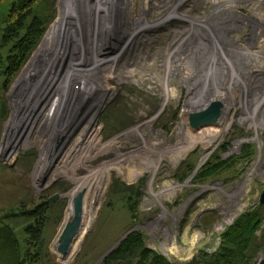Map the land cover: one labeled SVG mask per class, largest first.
<instances>
[{"label":"rangeland","instance_id":"obj_1","mask_svg":"<svg viewBox=\"0 0 264 264\" xmlns=\"http://www.w3.org/2000/svg\"><path fill=\"white\" fill-rule=\"evenodd\" d=\"M11 1L2 0L0 19ZM95 3H34L47 28L8 87L0 83V217L21 235L25 219L12 214L55 203L44 232L48 255L38 264H101L132 228L171 263L214 252L223 230L260 204L264 191V106L261 114L253 111L255 102L264 105V0H121L102 23L92 24ZM76 4L88 7L82 27L63 32ZM55 20V48L48 49L44 38ZM220 53L227 61L249 56L245 67L257 74L251 82L239 78L227 102L217 99L226 103L219 124L193 130L188 109L201 103ZM49 60L46 75L39 74ZM82 70L80 80L73 78ZM45 82L48 92L28 102L29 88ZM71 87L78 96L71 92L65 101ZM54 141L64 145L62 155L39 174ZM219 160L226 163L218 172L196 178L202 166ZM103 172L92 198L89 186ZM74 187L75 196L84 190L82 228L63 256L57 238L73 214L68 193ZM257 235H264V221ZM263 257L264 248L254 264Z\"/></svg>","mask_w":264,"mask_h":264},{"label":"trees","instance_id":"obj_2","mask_svg":"<svg viewBox=\"0 0 264 264\" xmlns=\"http://www.w3.org/2000/svg\"><path fill=\"white\" fill-rule=\"evenodd\" d=\"M37 1L12 0L7 14L0 19V83L5 89L38 45L47 28V18L35 13L34 3ZM1 3L2 0L0 5ZM57 34L58 26L55 20L45 35V48H55ZM51 61H47L40 68L39 74L46 75V68ZM96 69L99 68H94L89 75L90 78H94ZM46 86L47 82L41 84V87L34 88L33 91V88H29L27 94L32 96L28 102L46 94L48 92ZM14 124L17 127V120H13L11 130ZM11 130L7 136L8 139ZM224 163L226 161L219 160L205 164L196 174V178L203 180L214 175ZM105 172L93 178L89 186L91 188V185H94L92 198L98 197L103 180L102 175ZM75 192L74 187L68 193L71 200L70 213L73 211L72 200ZM54 205L55 203L49 200L12 214L25 219L21 235H18L14 227L3 220L4 216L0 217V264H38L44 256L48 255L44 232L49 212L51 213ZM133 209L134 205L130 203V210L133 211ZM263 221L264 204H258L255 208L242 212L223 230L219 247L214 252L200 250L196 257L184 264H254L257 253L264 248V235L261 239L257 235ZM101 264L177 263H171L163 255L146 247L143 233L135 230L103 258Z\"/></svg>","mask_w":264,"mask_h":264},{"label":"bare ground","instance_id":"obj_3","mask_svg":"<svg viewBox=\"0 0 264 264\" xmlns=\"http://www.w3.org/2000/svg\"><path fill=\"white\" fill-rule=\"evenodd\" d=\"M112 2H113V0H96V3H95V5L92 8L93 9V13L90 14V15H94L92 17L93 18L92 24L96 23V22L102 23L103 20L108 16L107 13H109L111 10L114 11V8H112V7L119 6V4L121 3V0H115V4L114 5H113ZM116 2H117V4H116ZM86 5L79 6V4H76V5H74V7H72L71 9L68 10V17H67V20H66V22H65V24L63 26V32H69V34H72L71 32L81 29V27H82L81 25L83 23L84 14L87 13V9H88V7H86ZM70 12L72 13L71 14L72 18L70 17L71 16ZM88 21H90V20H88ZM110 23L107 25V28L110 27ZM263 31H264V29H263ZM260 34L264 35V33H260ZM218 56H219L218 61L216 60V62L213 63L212 65L210 63V65H211L210 69L212 67V72L209 70V76H208L209 79H210V84H209L208 88L205 89L202 98L209 97V100L210 99H219V100L221 99L222 102H227L228 97L232 96V95L229 94L230 93L229 90L230 89H234V88L236 89L235 86H236V83L239 80V78L243 79L245 82L246 81L251 82V78L250 77L253 74H257V73L254 72L255 71L254 69L251 70L250 65L247 68L245 67V61L249 60L248 59L249 58L248 55H246V56H248L247 58L244 56L245 58L243 57V59H240L239 57H241L242 55L240 56L238 54L239 57H236L237 59L236 58L233 59L234 61L233 60L227 61V59H225V57H223V55L221 53ZM244 59H245V61H244ZM230 62L232 63V66L230 65L231 64ZM247 64L248 63H246V65ZM224 66H225L224 70L227 69V79H225V81H226L225 83H223L224 81H222V78L224 79V74H223L224 71L222 72V70H223L222 68H224ZM83 71L84 70H82V72L78 71L73 76V78H79V80H80V75L83 73ZM232 74H234V75H233L232 80H231V75ZM255 76L257 77V75H255ZM249 78H250V80H249ZM79 80H78V82L76 84L73 85V87L74 86H76V87L78 86ZM223 84H224V86H222ZM73 87H71L70 91L67 93L65 101H69V99L71 97V92L73 94V97H77L78 96L76 90L72 91ZM76 87H75V89H76ZM224 106H226V103L222 104V107H221V109H220V111L218 113L216 124H219V122H220V120L222 118ZM263 106L264 105H263L262 101L260 103L258 101L255 102L254 103V110H253L254 113L258 112V113L261 114V110H263ZM241 120H243V119H241ZM229 123L230 122L225 123L224 128H223L224 130L229 125ZM259 124L263 125V121H259ZM15 128H16V126H14V129ZM73 130L69 129V130L65 131L62 135H64L65 138L70 137V135L72 134ZM205 145H207V144H205ZM63 146L64 145H57L56 141H54L52 143L51 147H49V146L47 147V150H46V153H45L46 156L43 155L45 157L43 159H41L40 163H42V164H40L37 167V173H39V174L43 173V172H45L44 170L46 168L48 169L51 166L50 162L54 161L61 154ZM175 150H176V153L178 155L182 151V148H179V149L177 148ZM207 150L208 149L204 150V152L202 153L201 161H203L204 158L207 156ZM54 173L55 174L56 173H61V170L58 171V170L54 169ZM165 191L166 190H161L158 195L160 196ZM163 248H166V247L164 246ZM166 250H167V248H166Z\"/></svg>","mask_w":264,"mask_h":264},{"label":"water","instance_id":"obj_4","mask_svg":"<svg viewBox=\"0 0 264 264\" xmlns=\"http://www.w3.org/2000/svg\"><path fill=\"white\" fill-rule=\"evenodd\" d=\"M200 102L201 103L194 108L188 109L189 124L193 130L215 126L218 113L222 107V103L219 100H209V97L202 98ZM83 195L84 190L77 193L73 198V214L65 222L57 238L56 251L63 256L69 254L71 247L77 240L82 228ZM55 198L56 197L53 199ZM259 203L264 204V191L261 193ZM132 231H135V228L130 229L114 245H112L103 255L102 259L105 258ZM257 264H264V257L261 258Z\"/></svg>","mask_w":264,"mask_h":264},{"label":"built area","instance_id":"obj_5","mask_svg":"<svg viewBox=\"0 0 264 264\" xmlns=\"http://www.w3.org/2000/svg\"><path fill=\"white\" fill-rule=\"evenodd\" d=\"M230 219H231V218H230ZM230 219H229V223L231 222ZM224 228H225V227H224ZM218 229H223V224H220V225L218 226Z\"/></svg>","mask_w":264,"mask_h":264}]
</instances>
